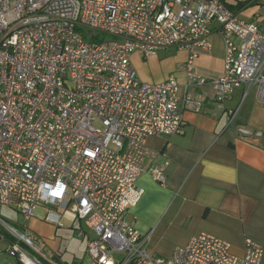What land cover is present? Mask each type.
<instances>
[{
    "label": "built area",
    "instance_id": "obj_1",
    "mask_svg": "<svg viewBox=\"0 0 264 264\" xmlns=\"http://www.w3.org/2000/svg\"><path fill=\"white\" fill-rule=\"evenodd\" d=\"M255 1L0 0V207H16L23 220L46 207L44 219L56 224L55 208L73 213L94 234L86 253L96 264H262L258 242L245 239L237 256L206 233L170 256L152 255L148 234L127 218L144 195L141 174L165 182L166 161L145 165L156 155L147 139L182 125L176 78L140 80L131 54L188 50L180 65L186 87L208 85L216 102L239 95L230 124L251 93L264 103V30L237 15ZM215 31L224 42L223 72L208 79L192 62L210 49ZM5 240L0 254L44 264L41 241L0 217Z\"/></svg>",
    "mask_w": 264,
    "mask_h": 264
},
{
    "label": "crops",
    "instance_id": "obj_2",
    "mask_svg": "<svg viewBox=\"0 0 264 264\" xmlns=\"http://www.w3.org/2000/svg\"><path fill=\"white\" fill-rule=\"evenodd\" d=\"M261 20L255 21L264 30ZM210 43V49L198 51L192 62L194 72L208 79L222 74L224 60L219 32L212 33ZM188 56V50L176 47L150 56L139 52L130 56L142 81L161 82L170 75L176 78L182 125L173 134L147 139L156 155L145 165L166 161L165 182L141 174L138 184L144 195L127 218L141 233L148 234L152 255L170 256L191 236L206 233L228 241L237 256L244 252L245 239L258 242L263 247L264 264V103L251 93L228 124V110L238 104L239 95L235 92L231 99L216 102L210 86L186 87V72L180 65ZM190 101H198L200 109L192 108ZM67 212L61 213L60 224L45 220V214L29 219L39 232L34 237L41 238L38 242L44 264H96L86 253L93 232ZM79 230L83 231L81 236L77 235ZM8 242H2L0 248ZM0 264L20 263L3 252Z\"/></svg>",
    "mask_w": 264,
    "mask_h": 264
},
{
    "label": "rangeland",
    "instance_id": "obj_3",
    "mask_svg": "<svg viewBox=\"0 0 264 264\" xmlns=\"http://www.w3.org/2000/svg\"><path fill=\"white\" fill-rule=\"evenodd\" d=\"M264 0H261V2H263ZM237 15L240 19L242 20H256V19H262L261 22L264 23V2L260 3V0H258L256 3H250L248 5H246L244 8H242L241 10H239L237 12ZM46 209V207H43ZM49 208H52L49 206ZM43 209V210H45ZM42 209H36L35 214H45V212ZM65 210L61 209L58 212V215H61V213H64ZM66 214H69L68 212ZM70 216H72L71 214H69ZM0 217L2 219H4V221L9 225L12 226L14 228H16L18 231L20 232H28V235L33 239V242L36 244L38 242L39 237H34L36 235H39V232L35 229V228L31 223L30 220H23V218L21 217L20 213L18 212L16 207L10 208V207H1L0 208ZM75 217V216H74ZM73 218V216H72ZM76 223H79L78 219H75ZM83 223V222H82ZM2 234H4L6 237L12 239V241H17V239L15 237H13L12 235H10V233L6 230L3 229L1 231ZM5 242V241H2ZM0 241V247H3V243ZM13 257V256H12ZM11 260H13V258H10Z\"/></svg>",
    "mask_w": 264,
    "mask_h": 264
}]
</instances>
